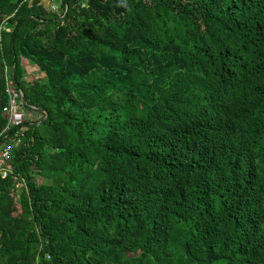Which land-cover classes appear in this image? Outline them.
Returning a JSON list of instances; mask_svg holds the SVG:
<instances>
[{"label":"trees","instance_id":"16d2710c","mask_svg":"<svg viewBox=\"0 0 264 264\" xmlns=\"http://www.w3.org/2000/svg\"><path fill=\"white\" fill-rule=\"evenodd\" d=\"M46 1L0 0V264H264V0Z\"/></svg>","mask_w":264,"mask_h":264},{"label":"built area","instance_id":"2783aa9c","mask_svg":"<svg viewBox=\"0 0 264 264\" xmlns=\"http://www.w3.org/2000/svg\"><path fill=\"white\" fill-rule=\"evenodd\" d=\"M51 7L55 10L58 8V5L53 3ZM7 92L10 98L8 104L3 108V114L7 118L8 124L0 133V176L2 178L16 174L12 163L13 151L23 141V124L28 119L23 101L21 100L23 92L18 89L15 81L9 75H7ZM15 127L17 129H14ZM14 179H18L17 174L14 176ZM22 185V183L18 182L16 187H22Z\"/></svg>","mask_w":264,"mask_h":264},{"label":"rangeland","instance_id":"374dc122","mask_svg":"<svg viewBox=\"0 0 264 264\" xmlns=\"http://www.w3.org/2000/svg\"><path fill=\"white\" fill-rule=\"evenodd\" d=\"M60 1L61 0H53V2L55 3V4H60ZM44 3H47V1L46 0H44ZM31 68H33L32 66L30 67V69ZM39 75V72L38 73H35V68H34V71L32 72V73H29V78L31 79V80H33V79H35L37 76ZM27 116L29 117V118H33L32 116H29V114H27ZM14 196V201L17 203L18 202V197L14 194L13 195ZM16 205H18V204H16Z\"/></svg>","mask_w":264,"mask_h":264},{"label":"water","instance_id":"95a60500","mask_svg":"<svg viewBox=\"0 0 264 264\" xmlns=\"http://www.w3.org/2000/svg\"><path fill=\"white\" fill-rule=\"evenodd\" d=\"M6 27L7 28H9V27H12V25L11 24H7L6 25ZM22 99H23V101H24V103L26 104V105H28L27 104V101H26V98H25V96H24V94L22 93ZM29 106V105H28ZM30 107V106H29ZM38 110H40V111H42V112H44L45 113V117H44V120L47 118V111L45 110V109H42V108H38Z\"/></svg>","mask_w":264,"mask_h":264},{"label":"crops","instance_id":"0c3cea01","mask_svg":"<svg viewBox=\"0 0 264 264\" xmlns=\"http://www.w3.org/2000/svg\"><path fill=\"white\" fill-rule=\"evenodd\" d=\"M34 71V68L29 69V73H32Z\"/></svg>","mask_w":264,"mask_h":264}]
</instances>
